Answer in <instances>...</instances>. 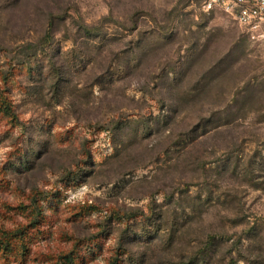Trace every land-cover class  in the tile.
<instances>
[{"label": "rangeland", "instance_id": "1", "mask_svg": "<svg viewBox=\"0 0 264 264\" xmlns=\"http://www.w3.org/2000/svg\"><path fill=\"white\" fill-rule=\"evenodd\" d=\"M201 3L0 0V264H264V38Z\"/></svg>", "mask_w": 264, "mask_h": 264}, {"label": "built area", "instance_id": "2", "mask_svg": "<svg viewBox=\"0 0 264 264\" xmlns=\"http://www.w3.org/2000/svg\"><path fill=\"white\" fill-rule=\"evenodd\" d=\"M202 10L224 12L252 40L264 38V0H202Z\"/></svg>", "mask_w": 264, "mask_h": 264}, {"label": "trees", "instance_id": "3", "mask_svg": "<svg viewBox=\"0 0 264 264\" xmlns=\"http://www.w3.org/2000/svg\"><path fill=\"white\" fill-rule=\"evenodd\" d=\"M212 11H216V10H211L209 12ZM4 81L5 77L3 78ZM3 92V90L0 89V93ZM3 95H0V97ZM8 98L6 96L1 97L0 100V112L7 118H9L11 120V122H15L18 120L16 112L13 108L12 103L7 100ZM28 207H32L34 208V210H37V213H35L34 215H32L31 211L29 210L28 213L26 214V217L30 219L28 220V222L26 224L23 225H18L16 228L14 229H0V253L3 254L4 256H6V254H8L10 251H12V249L14 248L15 244L18 242L24 244L25 242V234H27L28 230L30 229L31 226H34V224H36L37 222V216L39 215V210L38 208H36L35 205L32 206H28L25 205L24 208H28ZM36 208V209H35ZM33 216V217H32ZM214 240V236L210 235L208 242H207V250L208 248L210 249V246L213 244ZM24 247V250H26V244L22 245ZM204 249H202L200 251V258L199 260L196 259V262H191V261H187V262H180L179 264H200L201 262H205L206 258H205V254L203 253ZM24 255V253H23ZM74 254L72 252V250H70L67 253H64V255H60V259L64 260L63 264H72L74 262ZM58 264H61L60 262ZM109 264H116L114 262V260H111L109 262Z\"/></svg>", "mask_w": 264, "mask_h": 264}]
</instances>
